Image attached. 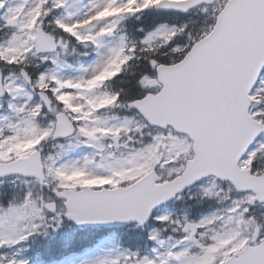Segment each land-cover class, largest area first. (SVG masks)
<instances>
[{
  "label": "snow or ice",
  "instance_id": "snow-or-ice-1",
  "mask_svg": "<svg viewBox=\"0 0 264 264\" xmlns=\"http://www.w3.org/2000/svg\"><path fill=\"white\" fill-rule=\"evenodd\" d=\"M45 244L264 264V0H0V264Z\"/></svg>",
  "mask_w": 264,
  "mask_h": 264
},
{
  "label": "trees",
  "instance_id": "trees-1",
  "mask_svg": "<svg viewBox=\"0 0 264 264\" xmlns=\"http://www.w3.org/2000/svg\"><path fill=\"white\" fill-rule=\"evenodd\" d=\"M39 249L41 250V252H39V253H40V254H44V253H46L45 250L48 249V246H46V247H41V248H39ZM38 258H40L39 255H38Z\"/></svg>",
  "mask_w": 264,
  "mask_h": 264
}]
</instances>
